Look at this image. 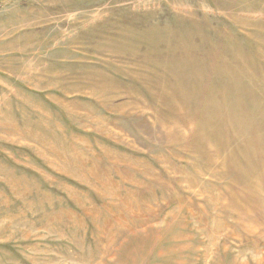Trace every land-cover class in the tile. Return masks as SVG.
Masks as SVG:
<instances>
[{"label": "rangeland", "instance_id": "obj_1", "mask_svg": "<svg viewBox=\"0 0 264 264\" xmlns=\"http://www.w3.org/2000/svg\"><path fill=\"white\" fill-rule=\"evenodd\" d=\"M0 264H264V0H0Z\"/></svg>", "mask_w": 264, "mask_h": 264}]
</instances>
